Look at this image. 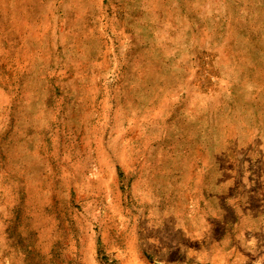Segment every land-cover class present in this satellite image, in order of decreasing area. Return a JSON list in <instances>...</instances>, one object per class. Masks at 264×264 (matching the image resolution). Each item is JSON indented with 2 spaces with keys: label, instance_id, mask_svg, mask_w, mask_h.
<instances>
[{
  "label": "rangeland",
  "instance_id": "rangeland-1",
  "mask_svg": "<svg viewBox=\"0 0 264 264\" xmlns=\"http://www.w3.org/2000/svg\"><path fill=\"white\" fill-rule=\"evenodd\" d=\"M0 264H264V0H0Z\"/></svg>",
  "mask_w": 264,
  "mask_h": 264
}]
</instances>
